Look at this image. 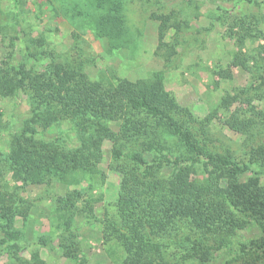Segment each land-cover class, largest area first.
I'll return each instance as SVG.
<instances>
[{"label":"rangeland","instance_id":"obj_1","mask_svg":"<svg viewBox=\"0 0 264 264\" xmlns=\"http://www.w3.org/2000/svg\"><path fill=\"white\" fill-rule=\"evenodd\" d=\"M71 1L0 0V79H18L22 71L30 77L50 76L54 63L83 68L90 78L106 83H116L118 77L135 82L163 71L165 88L178 105L171 108L178 121L189 114L203 119L229 95L231 108L220 107L208 126L213 143L222 151L230 147L242 157L252 147L264 146V122H258L251 134L234 131L226 123L232 112L246 111L249 116L254 110L264 111V0H132L127 14L139 41L133 48L113 52L104 40L74 21ZM166 18L170 21L164 27ZM177 23L180 29L174 26ZM162 28L167 46L160 43ZM39 35L47 39L43 47L34 43ZM239 59L247 60L246 67L236 65ZM29 92L23 89L4 97L0 90V196L15 200L19 211H29L26 218L18 211L12 226L5 221L6 231L12 234L0 228V264H121L125 250L116 239L104 238L108 224L119 213L116 201L123 176L114 153L126 147L127 154L133 146L141 149L138 146L153 135H169L167 119L139 115L146 120L145 128L131 134L120 129L123 121H113L109 136L96 122L78 129L60 107L50 128H38L33 137L88 153L91 141L104 136L102 172L71 185L56 179L37 184L35 176L9 163L19 136H28L24 126L32 115ZM42 111L48 114L46 107ZM119 135L135 136L122 140ZM245 135H254L249 147ZM145 155L153 163L152 155ZM164 166L162 174L172 178L171 169ZM198 173L206 176L204 164ZM257 173L264 183V167L253 166L243 178ZM72 191L81 194L68 209ZM261 236L255 221L247 223L208 264H234L242 248ZM73 249L75 258L70 255Z\"/></svg>","mask_w":264,"mask_h":264},{"label":"trees","instance_id":"obj_2","mask_svg":"<svg viewBox=\"0 0 264 264\" xmlns=\"http://www.w3.org/2000/svg\"><path fill=\"white\" fill-rule=\"evenodd\" d=\"M130 1L72 0L70 3L74 21L104 40L113 52L133 48L139 41L129 24ZM169 21V18L164 20V27ZM174 26L180 29L178 23ZM163 32L162 28L160 43L167 46ZM34 43L43 47L47 39L39 35ZM246 61L239 59L235 63L246 67ZM52 68L50 76L30 77L22 71L18 79H0L2 96L29 89L32 104L31 118L24 126V135L28 136H19L13 147L9 157L12 166H20L27 176H35L37 184H49L56 179L71 185L102 172L104 136L91 141L93 147L88 153L81 148L67 150L61 144L33 137L38 128L43 127L44 131L50 128L60 107L78 129L96 122L109 136L112 133L109 124L113 121H123L120 129L131 134L145 128L146 120L139 115L167 119L165 131L169 135H153L138 146L141 149L133 146L127 154H124L126 147L117 148L114 153L123 176L116 201L119 213L111 219L104 238L116 239L125 250L126 258L121 264H193L194 261L208 264L216 251L228 247L238 230L252 221L262 236L251 246H244L232 262L264 264V183L258 173L243 178L253 166L264 167V146L252 147L242 157L230 147L220 150L208 133L219 108H231L229 95L203 119L189 114L180 122L171 112L178 105L165 88L163 71L135 82L118 77L116 83H106L90 78L83 68L72 69L57 63ZM43 107L48 114H43ZM258 122H264L262 110H254L249 116L246 111H236L226 119L232 130L242 134H251ZM119 136L126 140L135 135ZM245 136L249 147L251 140L254 143L251 139L254 135ZM145 154L152 155L153 163ZM164 164L171 169L172 178L162 174ZM202 164L205 177L198 175ZM80 194L68 192V209L76 205ZM18 208L15 200L0 196V228L6 234H12L6 231V222L8 226L14 225L19 212L28 217V210ZM70 255L75 258L76 249Z\"/></svg>","mask_w":264,"mask_h":264}]
</instances>
